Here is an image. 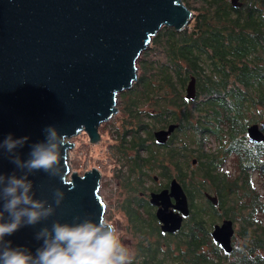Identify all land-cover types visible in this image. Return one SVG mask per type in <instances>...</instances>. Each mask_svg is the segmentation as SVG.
Here are the masks:
<instances>
[{
	"label": "trees",
	"instance_id": "16d2710c",
	"mask_svg": "<svg viewBox=\"0 0 264 264\" xmlns=\"http://www.w3.org/2000/svg\"><path fill=\"white\" fill-rule=\"evenodd\" d=\"M181 3L192 22L183 31L162 27L141 54L131 89L119 96L112 149L129 194V229L142 237L131 264H264V187L255 190L251 179L256 172L264 180V143L247 137L252 125L264 133V0H239L238 7L231 0ZM193 77L197 95L186 101ZM171 125L179 127L159 145L154 134ZM233 154L235 178L221 170ZM158 170L173 175L190 202L189 217L172 235L162 233L147 200L146 189H157L145 181ZM223 218L237 224L230 255L211 237Z\"/></svg>",
	"mask_w": 264,
	"mask_h": 264
},
{
	"label": "water",
	"instance_id": "95a60500",
	"mask_svg": "<svg viewBox=\"0 0 264 264\" xmlns=\"http://www.w3.org/2000/svg\"><path fill=\"white\" fill-rule=\"evenodd\" d=\"M231 3L241 6L239 0ZM193 17L181 0H0V140L9 133L28 136V144L19 150L26 159L29 145L44 140L46 126L68 136L61 177L43 172L29 176L36 198L51 200L56 188L65 192L48 226L52 220L72 222L76 216L105 219L101 175L96 169L83 176L70 172L68 153L74 145L68 142L81 133L88 145L98 143L99 128L118 113V97L137 79L138 60L152 38L162 27L183 31ZM185 92L186 101L196 98L194 77ZM178 127L156 132V142L166 145ZM247 137L264 143L258 125L248 128ZM13 171L7 154L0 155V173ZM207 198L217 204L216 197ZM149 203L164 234L178 233L190 215L188 197L176 179L170 189L151 193ZM42 226L23 227L7 239L35 253L41 242L34 235ZM235 236L232 220L211 232L227 255L234 250Z\"/></svg>",
	"mask_w": 264,
	"mask_h": 264
},
{
	"label": "clouds",
	"instance_id": "9594fccd",
	"mask_svg": "<svg viewBox=\"0 0 264 264\" xmlns=\"http://www.w3.org/2000/svg\"><path fill=\"white\" fill-rule=\"evenodd\" d=\"M44 140L31 143L26 159L19 150L29 137L14 138L9 133L0 140V155L7 154L17 171L0 173V264H131V255L121 243L117 229L107 220L76 216L72 222L52 220L65 200L61 188L53 190L51 200L36 198L29 176L43 172L49 177L62 175V148L68 136L56 126L43 129ZM43 225L34 238L41 242L35 253L12 245L7 237L23 227Z\"/></svg>",
	"mask_w": 264,
	"mask_h": 264
},
{
	"label": "rangeland",
	"instance_id": "374dc122",
	"mask_svg": "<svg viewBox=\"0 0 264 264\" xmlns=\"http://www.w3.org/2000/svg\"><path fill=\"white\" fill-rule=\"evenodd\" d=\"M160 58L164 59V56L160 55ZM120 103L121 99L118 97V104L116 106L118 113L99 128L101 139L98 143L88 145L84 137L81 136V133L79 136L73 137L72 140L68 142L74 145L73 149H71L68 153V164L70 167V172H75L80 176H83L85 173L94 169L100 173L101 179L99 186V196L105 205V220L115 226L121 243L128 249L131 258L133 259L138 254L137 246L142 237L137 235L133 229H129V217L127 216L125 208L129 194L127 190H123L120 186L121 171L118 163L116 162L117 158L115 157L112 149V146H114L116 142L114 127L119 124L120 120V117L118 118ZM209 142V145H211L212 149L216 150L219 147V144L216 140H210ZM221 170L229 175H232V178L239 176L240 168L238 156H235L234 154L232 156L230 155L223 163ZM251 175L255 190L262 193L264 180L256 172L251 173ZM155 176L158 178L157 181H154ZM173 177V175L170 179L163 177L158 170L152 173V177L150 179L145 181V186L150 187V189H160L156 191L151 190L152 192H160L161 189L168 188V185ZM69 180H71V176L69 177ZM151 191L146 189V194L149 195ZM147 200L149 201V197ZM229 208L232 207L229 206ZM221 222L222 220L217 224H220ZM235 228L237 232L236 223Z\"/></svg>",
	"mask_w": 264,
	"mask_h": 264
},
{
	"label": "flooded vegetation",
	"instance_id": "af4514ba",
	"mask_svg": "<svg viewBox=\"0 0 264 264\" xmlns=\"http://www.w3.org/2000/svg\"><path fill=\"white\" fill-rule=\"evenodd\" d=\"M252 142H254V141H252ZM158 179V178H157ZM157 181V180H156ZM172 181V180H171ZM170 181V182H171ZM167 189H170V183H169V185H168V188H166V189H161V191L160 192H162V191H164V190H167ZM157 190H160V189H157ZM151 193H159V192H151ZM150 193V194H151ZM150 194H149V198H150ZM207 195H210V196H213V197H215L214 195H211V194H209V193H205L204 194V198L208 201V202H210V203H212L213 204V202H211V201H209L208 200V198H207ZM141 197H142V195H141ZM189 199V198H188ZM189 204H190V202H189ZM214 206H217L218 205V199H217V204L215 205V204H213ZM155 209V211H156V208H154ZM190 212H191V209H190ZM224 220H231V219H222V222L224 221ZM233 221V220H232ZM222 222L219 224V225H221L222 224ZM233 223H234V227H235V222L233 221ZM236 229V228H235Z\"/></svg>",
	"mask_w": 264,
	"mask_h": 264
}]
</instances>
